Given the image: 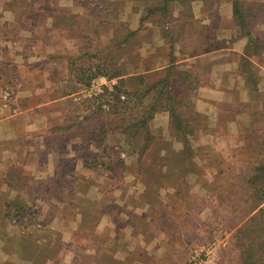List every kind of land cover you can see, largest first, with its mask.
I'll return each mask as SVG.
<instances>
[{
	"label": "crops",
	"instance_id": "obj_1",
	"mask_svg": "<svg viewBox=\"0 0 264 264\" xmlns=\"http://www.w3.org/2000/svg\"><path fill=\"white\" fill-rule=\"evenodd\" d=\"M238 1H214L212 15L215 10L229 12L220 32L226 45L202 51L197 49L199 40L210 45L216 39L215 34L221 36L218 33L208 36L210 14L205 12L202 0H172L166 12H163L164 0H31L26 2L27 7L14 0H0V84L19 85L14 109L9 111L0 105V259L3 264H149L160 258L159 244H129L130 241L120 244V230L130 228L127 220L124 226L115 228L116 221L124 214L118 202L121 190L105 192L101 179L91 173L89 164L78 155L80 146L93 152H102L103 146L90 144L93 132L85 127L88 108L86 111L79 105L84 101L79 103L78 96L75 97L78 91H63L66 87L82 92L88 85L79 79L60 81L54 74H77L80 70L72 63L75 58H100L98 53L88 54L93 39L125 46L138 37V27L145 23L151 29L147 32L148 40L137 50L133 49V53L142 55L145 45L149 52L145 62L139 64L142 69L129 65L128 73L122 71L121 76L104 78L107 88L120 79L155 76L174 66L193 74L196 81L199 72L196 66L204 61L211 66L210 79L214 74L216 78L219 68L224 66L218 61H226L225 67L230 70H226L225 79L219 82L233 93L238 89L233 80L235 71L238 73L234 64L236 51L242 65H249L247 70H241L244 91L241 114L235 118L240 121L236 130L245 137L260 138L264 135V46L260 42L264 41V18L255 17L247 9L264 8V0H247V3L241 0L240 7L246 10L241 28L234 24L231 15ZM185 4L191 9L192 22L205 26L203 32L192 34L185 27L186 32L172 27L170 32L164 31L162 26L170 17L171 26L179 22L184 26L181 18L187 16L183 10ZM211 7L209 4L206 8ZM120 25L128 26L130 32L117 38L112 28ZM91 27L95 29L93 37ZM235 41L241 42L240 51L234 48ZM176 46H181L179 52ZM254 48L258 50L255 52ZM94 71L104 77L100 74L104 73L103 69L97 67ZM228 75L231 79L226 78ZM214 78L205 83L199 79L193 88H210ZM229 100L235 103L232 97ZM230 135L228 128L225 134L216 127L209 133V139L224 143L223 147L230 150ZM244 144L247 147V142ZM108 182L109 187L114 185ZM8 205L35 206L38 218L49 230L42 233L11 226L5 214ZM102 232L108 238L99 236ZM28 244H44L41 249L50 252L24 254Z\"/></svg>",
	"mask_w": 264,
	"mask_h": 264
},
{
	"label": "rangeland",
	"instance_id": "obj_2",
	"mask_svg": "<svg viewBox=\"0 0 264 264\" xmlns=\"http://www.w3.org/2000/svg\"><path fill=\"white\" fill-rule=\"evenodd\" d=\"M30 1L14 0V2L21 3L22 7H27L26 2L30 3ZM33 1L46 2L48 0ZM202 1L205 12L210 14L208 15L210 23L208 36H214L215 33L221 35L220 32L224 29L222 23H226L225 17L229 12L226 9L215 10L212 15L216 0ZM209 4L212 7L208 10L206 7ZM241 4L239 0L231 9L234 24L240 28L244 18L243 12L246 11L240 7ZM186 6L187 4L182 6L184 15H187L181 18L184 26L180 22L171 26L170 17L169 21L167 18L163 19L167 21V24L162 26L164 31L170 32L176 28L183 32L185 27L192 34L203 32L205 26L199 25L198 21L192 22L193 19L191 20L189 16L191 9L189 10ZM14 10L19 12L17 8ZM247 10L254 13L255 17L261 15L264 18V8ZM204 20L206 19L203 17ZM262 22L264 24V19ZM218 27H221V30H218ZM94 30L91 27V37L94 35ZM112 31L117 38L124 37L130 32L128 26L123 25L112 28ZM150 31L149 26L145 23L141 24L138 27V37L134 38L131 43H126L125 46L113 42L103 44L93 39L89 42L88 54L98 53L100 58H89L88 60L75 58L72 63L76 69L80 70L77 74L76 72L70 75L54 74V77L60 81L79 79L84 85L89 84L88 88L86 86L87 89L84 88L82 92L81 89L71 90L66 87L63 91L74 93L78 91L75 97L78 96L79 103L81 100L84 101L79 105L85 110L86 107L88 108L89 117L85 122V127L93 132V136L89 138H92L90 144L94 147L103 146L102 152H93L88 147L80 146L78 155L89 164L91 173L101 179L105 192H115V189L119 190L117 188L121 190H119L121 195L118 202L124 214L116 221V227H114L124 226V221L127 220L130 228L127 231L120 230V244H127V241H130L129 244H159L162 248L160 258L157 257V260L149 264H247L245 260L252 264L253 262L264 264V257L258 254L253 255L249 247L247 251L248 244H258L264 238V234L258 229L262 226L251 225L247 221L258 200L261 201V207L264 206V172L259 180H253L257 175L256 168L264 167V135L260 138L250 137L252 139L249 140L250 138L243 136L240 130L238 132L236 130V125L240 121H236L235 118L241 114V98L244 91L240 83L241 70L249 68L247 63L242 65L241 56L235 51L234 64L237 66L238 73L235 71L233 80L238 84V89H235L233 93L230 92L231 89L226 91L225 86H222L224 83L219 82V79H225L223 74L226 70H230L229 67H225L226 61H218L219 65L224 64V66L219 68L216 78H214L215 74L212 76L215 79L213 85L204 89L197 87L195 89L193 84L197 85L199 79L204 83L213 80V78L210 79L211 66L209 63L204 61L203 64L196 66L199 71L196 81L193 79V74L185 69H176L175 66L172 68L169 83L176 100L173 114L181 119L183 125L190 131L187 135L185 134L187 153L184 152V141L177 138L170 129V114H172L170 111L162 110L154 114L149 123L154 139L141 155L138 153V148H133L134 145L129 146L134 142L136 147H141L140 137L130 138V135L122 133L119 129V126H122L121 120L124 112L115 110L120 109L121 105H117L115 109L105 105L107 97H97L103 94L102 90L107 86L105 79L107 80L114 73L122 71L124 74L128 73L129 65L137 70L142 69L139 64L145 62V55L149 52L146 51L145 45L141 50L142 55L133 53V49L137 50L136 47H141L148 40L147 32ZM215 36V41L210 45L199 40L197 49L203 51L214 47H224L226 42L222 35L215 34ZM232 38L229 37L230 40ZM260 42H263L264 46V41ZM185 43L186 41L182 42V44ZM241 47V42H234L236 50L240 51ZM176 48L179 52L181 46H176ZM253 50L256 52L258 49ZM159 55H162V52H159ZM97 67L103 69L104 73L100 72V74L106 76L99 77L96 74L97 71H94ZM146 67L147 65H144V68ZM163 74L149 75L144 78L148 83H152ZM221 76L223 77L220 78ZM226 78L231 79V75ZM138 82L135 79L129 88H135ZM93 83L99 91L89 94L88 90ZM17 85V82L0 84V88L10 87L17 96L19 91V85ZM231 97L235 103L230 102ZM94 101L104 104L102 105L104 112H98L95 105L91 106V104H96ZM133 114V111L127 110L124 117L130 118L134 116ZM211 122L214 127H211ZM216 127L224 130L225 134L228 128V134L232 135L229 139L232 143L230 150L223 147L224 143L209 139V133ZM215 142L219 145L215 146ZM243 142H247V147L243 145ZM108 181L113 182L114 185L109 187ZM107 188L109 189L106 190ZM108 196L106 197L109 198ZM18 207L8 205L5 209L11 226L21 228L23 231L32 228L36 232L46 233L49 230V228L46 231L35 230L34 219H28L24 225L23 223L13 225L8 212L17 214L18 209L20 212L27 208L21 206V208L25 207L21 210ZM36 212L38 215V209ZM36 222H42L48 226L38 217ZM99 234L102 238H108L105 232ZM28 245L30 246L27 250L23 249L24 254L34 256L37 253L50 252L49 249H41L44 244ZM0 264H3L1 259Z\"/></svg>",
	"mask_w": 264,
	"mask_h": 264
},
{
	"label": "trees",
	"instance_id": "obj_3",
	"mask_svg": "<svg viewBox=\"0 0 264 264\" xmlns=\"http://www.w3.org/2000/svg\"><path fill=\"white\" fill-rule=\"evenodd\" d=\"M171 1L172 0H164L163 12L167 11L166 6H168ZM171 70V67L167 68L162 77L160 76L154 82L148 84L142 75L120 79L111 88H103V94L97 96L98 98L107 97L108 100H106L105 105H109L115 109L117 108V105L120 104V109L115 111L125 113L128 110L134 112V116H131L130 118H125L123 113L121 120L122 126L120 125L119 129L122 133L130 135V138L140 137V141L142 143L141 147H136L134 142L130 143L129 146L132 147L134 145L133 148H138V153L141 155L154 139L149 129V123L154 114L162 110H168L172 113L170 114V129L177 138L184 141V152L187 153V140H185V134L187 135L190 131H188L187 127L183 125V121L173 114L176 100L169 83ZM121 75L122 74L114 73L111 77H118ZM135 79L139 81L138 85H136L133 89L129 88V85H131ZM86 85L89 84L87 83ZM94 103L96 104H91L92 107L95 105V109L98 112H104L102 108V105L104 104L102 102L94 101ZM256 169L257 175L253 180H259L264 172V167H257ZM24 208L25 207H20L21 210ZM17 212H19V209ZM8 215H10L9 212ZM247 221L249 222L248 224L251 225H261L262 227H259L258 229L264 234V206L261 207V201L258 200L252 215ZM248 247L250 251H252L250 253H253V255L258 254L262 258L264 257V238H262L258 244H248L247 251ZM245 262H247V264H252L250 261L245 260ZM253 264L257 263L253 262Z\"/></svg>",
	"mask_w": 264,
	"mask_h": 264
},
{
	"label": "built area",
	"instance_id": "obj_4",
	"mask_svg": "<svg viewBox=\"0 0 264 264\" xmlns=\"http://www.w3.org/2000/svg\"><path fill=\"white\" fill-rule=\"evenodd\" d=\"M96 84L93 83L89 90L88 93H97L99 91L98 88H96ZM16 93L14 90H12L10 87H5V88H0V105L2 108L6 110H11L13 108V104L16 100ZM37 209L35 206H29L25 208L24 210L18 212L17 214H13V212H9L10 218H11V223L13 225H20L21 223L27 221L28 219H34V229L37 231H46L48 230V226L43 224L42 222H36V219L38 217L37 215Z\"/></svg>",
	"mask_w": 264,
	"mask_h": 264
}]
</instances>
